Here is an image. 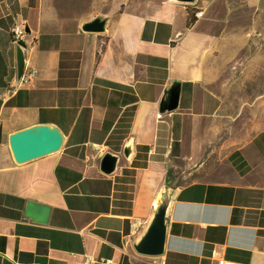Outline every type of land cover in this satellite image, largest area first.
<instances>
[{
    "label": "crops",
    "instance_id": "obj_1",
    "mask_svg": "<svg viewBox=\"0 0 264 264\" xmlns=\"http://www.w3.org/2000/svg\"><path fill=\"white\" fill-rule=\"evenodd\" d=\"M242 2L0 0V264H264V42ZM96 15L105 30L82 29ZM15 25L37 69L20 86ZM172 81L178 105L161 112ZM39 122L61 147L15 161L9 134ZM168 166L182 181L165 250L140 254L130 238Z\"/></svg>",
    "mask_w": 264,
    "mask_h": 264
},
{
    "label": "water",
    "instance_id": "obj_2",
    "mask_svg": "<svg viewBox=\"0 0 264 264\" xmlns=\"http://www.w3.org/2000/svg\"><path fill=\"white\" fill-rule=\"evenodd\" d=\"M193 3L196 0H174ZM107 17L96 15L85 21L81 27L86 31H103ZM16 76L17 79L25 66L24 43L18 41L16 47ZM180 93V82L172 81L164 90L159 101V110L169 111L177 107ZM64 140L61 129L51 122L34 123L9 134V145L12 155L17 162H24L58 150ZM117 154L106 151L100 159V168L105 172L115 169ZM182 181L179 173L168 166L162 182L152 201L151 210L139 229L132 235L131 243L134 250L144 255H161L164 253L167 238V227L171 202L174 193ZM50 206L34 200H28L24 214L34 221L47 222Z\"/></svg>",
    "mask_w": 264,
    "mask_h": 264
},
{
    "label": "built area",
    "instance_id": "obj_3",
    "mask_svg": "<svg viewBox=\"0 0 264 264\" xmlns=\"http://www.w3.org/2000/svg\"><path fill=\"white\" fill-rule=\"evenodd\" d=\"M202 13H203V10L199 9L195 12V15L200 16L202 15ZM23 35H24V29L22 27H20L19 25L13 26L12 38L14 41L18 42L19 40L22 39ZM36 72H37L36 67L25 65L22 74L17 79L16 86L29 84L31 80L34 78ZM93 262H94V258L91 255H86L82 261V264H93ZM217 264H246V263H243L241 261L234 260V259L223 258V259H220L217 262Z\"/></svg>",
    "mask_w": 264,
    "mask_h": 264
},
{
    "label": "rangeland",
    "instance_id": "obj_4",
    "mask_svg": "<svg viewBox=\"0 0 264 264\" xmlns=\"http://www.w3.org/2000/svg\"><path fill=\"white\" fill-rule=\"evenodd\" d=\"M240 9L244 12H248L251 18L245 17L238 19L246 25H254L260 27L261 32L259 33L260 41L264 42V0H243ZM262 14L261 22H259L257 16ZM264 86V81L262 83Z\"/></svg>",
    "mask_w": 264,
    "mask_h": 264
}]
</instances>
